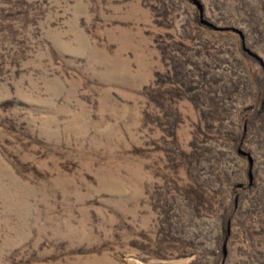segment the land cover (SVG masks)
Wrapping results in <instances>:
<instances>
[{"label":"rangeland","instance_id":"rangeland-1","mask_svg":"<svg viewBox=\"0 0 264 264\" xmlns=\"http://www.w3.org/2000/svg\"><path fill=\"white\" fill-rule=\"evenodd\" d=\"M0 264H264V0H0Z\"/></svg>","mask_w":264,"mask_h":264}]
</instances>
